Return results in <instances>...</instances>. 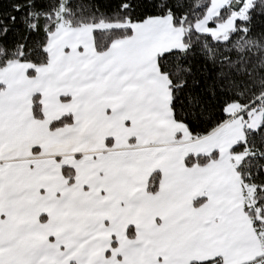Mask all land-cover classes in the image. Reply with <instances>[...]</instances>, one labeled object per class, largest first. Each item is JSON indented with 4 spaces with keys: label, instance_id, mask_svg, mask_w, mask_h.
Masks as SVG:
<instances>
[{
    "label": "snow or ice",
    "instance_id": "obj_1",
    "mask_svg": "<svg viewBox=\"0 0 264 264\" xmlns=\"http://www.w3.org/2000/svg\"><path fill=\"white\" fill-rule=\"evenodd\" d=\"M0 264H264V0H0Z\"/></svg>",
    "mask_w": 264,
    "mask_h": 264
}]
</instances>
